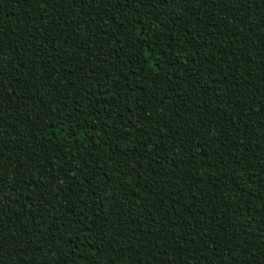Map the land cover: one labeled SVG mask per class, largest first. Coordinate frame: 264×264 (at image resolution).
<instances>
[{
  "label": "trees",
  "instance_id": "1",
  "mask_svg": "<svg viewBox=\"0 0 264 264\" xmlns=\"http://www.w3.org/2000/svg\"><path fill=\"white\" fill-rule=\"evenodd\" d=\"M0 264H264V0H0Z\"/></svg>",
  "mask_w": 264,
  "mask_h": 264
}]
</instances>
